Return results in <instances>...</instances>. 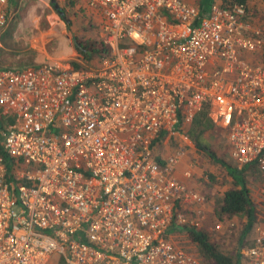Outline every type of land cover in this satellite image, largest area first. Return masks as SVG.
<instances>
[{
    "label": "built area",
    "instance_id": "built-area-1",
    "mask_svg": "<svg viewBox=\"0 0 264 264\" xmlns=\"http://www.w3.org/2000/svg\"><path fill=\"white\" fill-rule=\"evenodd\" d=\"M76 1L98 10L109 54L0 68V264H204L171 236L203 199L175 171L183 143L154 149L206 105L229 157L264 171V24L244 2ZM255 232L238 264H264Z\"/></svg>",
    "mask_w": 264,
    "mask_h": 264
},
{
    "label": "rangeland",
    "instance_id": "rangeland-1",
    "mask_svg": "<svg viewBox=\"0 0 264 264\" xmlns=\"http://www.w3.org/2000/svg\"><path fill=\"white\" fill-rule=\"evenodd\" d=\"M195 1V0H192ZM246 5L247 8L250 11V15L258 21L259 23L264 24V0H246ZM61 6V5H58ZM16 9V8H14ZM54 10L53 5L49 3L48 6H46V10ZM45 10V12H46ZM77 10V11H76ZM65 16L68 17V25L70 30L74 31L72 32V36H75L77 38V41H80L83 43L84 41H90L97 39V36H99V31L97 26L93 24L90 18H88L85 13L82 11L75 9L71 6L70 8L65 5ZM11 14V10L9 8V17ZM9 19V18H8ZM7 19V20H8ZM7 23V22H6ZM256 24V22H255ZM5 35H7V38H3ZM12 32L10 30V27H8L2 34H1V39L3 42L8 41L7 43L13 45V47H17V44L20 45V40L19 38H16L15 42L12 37ZM3 52H0L1 55V60L0 65L5 63L7 66L11 67L10 64L5 59V56L2 54ZM99 55L92 56L88 61L90 60H95ZM22 61L23 59H19ZM78 62L79 64H82L81 61H83L85 64L87 62L84 60L82 57V53L79 55V59H71L70 62ZM83 63V64H84ZM25 66L24 63H16L13 64V67H22ZM73 67V66H71ZM193 119V118H192ZM199 120V121H198ZM178 124L176 125V128L178 130V133H175L174 135L170 136H163L161 138L162 144H159L155 146V152L159 154H168L171 150L174 149V146L178 143L181 142L183 143L184 146V151L185 153L183 154L182 157V167H179L177 165L176 171L178 175H181V172H183L184 169L189 168L190 169V175L186 179L188 185L195 186L197 189L200 188L201 191L203 192L204 198H206V201H204V206L199 212V214H194V213H189V212H183L184 213V219L186 220H191V221H197L199 222L198 225L195 226H200L204 227L206 230H208V235L210 239L216 238L219 241H222L227 247L225 248L227 251L230 253L234 252L233 249V240L232 238H224L227 236L228 233H226L227 230H229V227H231V222H236L239 218L236 217H231L228 220L222 221L220 223L218 228H214L213 223L211 224V216L209 212L212 210L211 206L213 204V196H217L221 190L223 189L224 185H228L229 183L222 184L221 183V178L223 177L220 171V168L217 166L216 163L212 162L210 157L205 154L201 150H196L195 147H193V143L191 141V135L197 131L198 129L200 130L201 128V136L203 139H205L208 143V148L211 149L216 156H225L226 158L229 159L228 155V145L225 144L224 141V135L226 131L222 128H219L218 126L207 122V118H203V116L198 118L195 122L191 120V122H177ZM204 127V129H203ZM195 149V150H194ZM165 151V153H164ZM186 163V164H185ZM178 164V163H177ZM188 164V165H187ZM256 168V166H255ZM209 175H214L212 179H210ZM197 176H199L198 179ZM260 177H264V171H258L256 170L254 174H250L248 177L249 180L246 183L247 186L249 187L250 194L254 197V201L258 203L259 205V213L261 216H263L264 212V190H263V182L264 180H260ZM184 179V178H183ZM205 180V181H204ZM185 181V180H184ZM209 182V184H208ZM208 195V197L206 196ZM262 217H260V220ZM201 220V221H200ZM240 220V219H239ZM264 221L261 222H252L249 230L247 231V239L251 235V237L255 236L256 230L259 229L260 227H264ZM241 225L237 227H233L234 233L231 235L236 236L237 233L240 230ZM232 233V232H229ZM183 237L185 238L186 235L183 231ZM178 239H183L181 237V234L177 235ZM176 239V237H175ZM185 246H188L189 249L195 251V245L193 243L187 244L184 243ZM187 244V245H186ZM223 244V245H224ZM45 264H65V262L60 258L59 255H51L48 260L46 261Z\"/></svg>",
    "mask_w": 264,
    "mask_h": 264
},
{
    "label": "crops",
    "instance_id": "crops-1",
    "mask_svg": "<svg viewBox=\"0 0 264 264\" xmlns=\"http://www.w3.org/2000/svg\"><path fill=\"white\" fill-rule=\"evenodd\" d=\"M200 1L201 0L194 1L198 7L200 5L199 4ZM49 3L53 5L54 10H50V9L46 10V6H48ZM65 5L69 8L70 6L71 8L73 7L74 10L78 9L83 13H85V15H87L88 18L91 19L93 24L98 28L99 36H97V39L102 37V31H101L102 19L100 17L98 10L96 8L88 7L86 4H84L83 1L78 2L76 0H9L8 8H10L11 14L10 17H8L9 19L7 20V23H5L2 29H0V52H3L2 54L5 56L6 61L8 62V64L11 65V67L3 63L2 65H0V68L20 69L26 66H36L41 63H46L53 66L55 69H58L60 67L70 66L71 59H77V58L79 59V55L81 52H83L84 49L79 45L77 38L75 36L70 35L74 31L73 30L71 31L69 28L68 25L69 19L68 17L65 16L64 13ZM58 7L61 9L60 11H58L57 9ZM203 11L205 10H202L201 12ZM8 27H10V30L13 35L11 39H13L14 42L16 38H19L20 40V45L17 44V47H13L12 43L9 44L7 43L8 41L3 42L1 39V34ZM7 37L8 36L5 35L3 38H7ZM19 59H23V60L20 61ZM0 61L2 62L1 55H0ZM81 62L82 65H86L83 61ZM96 62L97 60H93V59L90 61V63H93V65ZM16 63H20V64L24 63L25 66L13 67V64ZM213 65H215V63H213ZM202 108L206 109L205 114L206 116H208L209 122L212 123V120L207 113L208 112L207 106L203 105L200 109ZM225 139H226V133L224 135V141ZM160 144H162V140L160 141ZM193 147H195V145ZM181 159L177 162L178 163L177 165L179 167H182L183 161ZM180 176L183 181L185 180L184 182L187 186L191 187L194 190L199 191L203 196L201 202H192L188 204L185 207V209L182 211L199 214V212L204 206V201H206V198H204L203 192L201 191L200 188L197 189L195 186L187 184L186 181V179L188 178L187 175H184L183 172H181ZM198 178L199 176H197L196 179ZM206 196L208 197L207 194ZM214 222L216 221L212 219L211 224L212 223L214 224ZM256 222H261V221H256ZM183 224L194 227H200L190 224L187 221L183 223H172L171 236L174 240L178 242L180 241L187 244H191L192 242L188 241L187 237L185 238L183 237V231L181 229V226ZM198 224L199 222L196 225ZM178 234H181V237L183 238L182 240L177 238ZM251 238L252 237L250 235L248 239L251 241ZM245 239H247L246 234H245ZM243 247L245 246L240 247L238 250L239 258H240V250ZM53 255H57V254H53Z\"/></svg>",
    "mask_w": 264,
    "mask_h": 264
},
{
    "label": "trees",
    "instance_id": "trees-1",
    "mask_svg": "<svg viewBox=\"0 0 264 264\" xmlns=\"http://www.w3.org/2000/svg\"><path fill=\"white\" fill-rule=\"evenodd\" d=\"M212 0H201L199 2V10H205L208 4ZM219 3L226 5L232 2H244L246 4V0H217ZM247 7V5H246ZM58 11L61 9L58 7ZM247 19L252 22L256 21L252 15H250V11L247 8ZM79 45L84 49L82 53V57L87 62L86 65L79 64L78 62H70V66L73 67H84V66H94L93 63L88 61L92 56L99 55L95 60H99V58L103 55L109 54V48L103 42L101 38L97 40L84 41L81 43L78 41ZM193 116L194 122L200 117L207 118V122H209L208 116H206V109L202 108L196 111ZM187 121V123L191 122ZM199 121V120H198ZM204 129V127H203ZM201 128L198 129L191 135V141L194 143L196 150H201L205 154H207L212 162L216 163L220 168L222 178L221 183L228 185H224L221 192L215 197H213V204L211 206L212 210L209 213L212 215V219L215 221L228 220L231 217L239 218L236 222H231V227L226 231L227 236L224 238H232L234 245L232 246L234 249L233 253H230L225 248L227 247L222 241H219L216 238L210 239L208 235V230L204 227H194L183 224L181 226L182 231L185 232V235L188 241L192 242L195 245L196 250L194 253L201 259L204 264H238L239 256L238 250L242 246L249 245L250 240L245 239V234L249 230L252 222L254 221H264V215L261 216L258 208L259 205L254 201V197L250 194L249 187L247 186V182L249 180L250 174H254L257 170V166L254 161H248L243 163H238L232 158H226L225 156H216L215 153L208 148V143L201 136ZM1 155L4 158V163L6 165L7 172L10 171L9 162L12 161V158L8 157L5 153L0 151ZM256 166V168H255ZM210 179L214 177V175H209ZM264 177H260L262 180ZM264 202V200H263ZM264 204V203H263ZM264 214V212H263ZM260 217L262 219L260 220ZM241 225L239 232L236 236L231 235L234 233L233 227H237ZM232 232V233H229ZM224 244V245H223Z\"/></svg>",
    "mask_w": 264,
    "mask_h": 264
}]
</instances>
